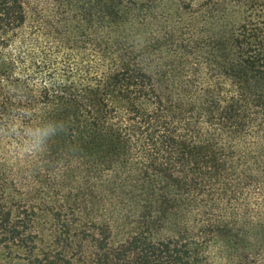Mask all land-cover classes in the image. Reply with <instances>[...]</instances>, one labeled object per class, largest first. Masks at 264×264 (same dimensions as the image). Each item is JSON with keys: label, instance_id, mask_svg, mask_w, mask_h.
Returning a JSON list of instances; mask_svg holds the SVG:
<instances>
[{"label": "trees", "instance_id": "trees-1", "mask_svg": "<svg viewBox=\"0 0 264 264\" xmlns=\"http://www.w3.org/2000/svg\"><path fill=\"white\" fill-rule=\"evenodd\" d=\"M0 264H264V0H0Z\"/></svg>", "mask_w": 264, "mask_h": 264}, {"label": "rangeland", "instance_id": "rangeland-1", "mask_svg": "<svg viewBox=\"0 0 264 264\" xmlns=\"http://www.w3.org/2000/svg\"><path fill=\"white\" fill-rule=\"evenodd\" d=\"M120 236V235H119Z\"/></svg>", "mask_w": 264, "mask_h": 264}]
</instances>
